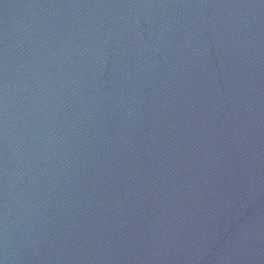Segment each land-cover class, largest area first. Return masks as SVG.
Listing matches in <instances>:
<instances>
[{"label":"water","instance_id":"1","mask_svg":"<svg viewBox=\"0 0 264 264\" xmlns=\"http://www.w3.org/2000/svg\"><path fill=\"white\" fill-rule=\"evenodd\" d=\"M0 264H264V0H0Z\"/></svg>","mask_w":264,"mask_h":264}]
</instances>
